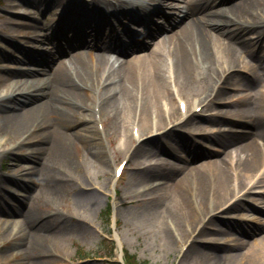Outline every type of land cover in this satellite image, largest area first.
<instances>
[{"label": "bare ground", "instance_id": "bare-ground-1", "mask_svg": "<svg viewBox=\"0 0 264 264\" xmlns=\"http://www.w3.org/2000/svg\"><path fill=\"white\" fill-rule=\"evenodd\" d=\"M53 1H70L90 19L67 29L73 34L67 48L37 51L41 58L30 49L19 48L23 56L0 52V60L42 66L0 64V154L12 153L8 168L17 167L0 175L15 185L6 187L11 199L0 197V233L20 239L25 257L17 264H67L71 219L86 221L102 199L85 169L106 172L101 145L111 130L121 134L117 149L128 158L126 167L146 172L130 179L126 194L143 212L153 205L163 215L164 240L170 250L178 245L179 262L192 254L188 264H264V0H184L182 7L158 0L148 38L119 49L112 48V18H136L146 0ZM16 13L32 20L7 16L9 30L0 39L19 47L25 32L45 43L50 22ZM235 80V88L255 89L235 98L229 91ZM171 84L187 99L185 113ZM99 120L106 122L102 131ZM227 122L237 131L223 128ZM74 185L81 188L67 202ZM165 188V203L153 202ZM189 239L182 252L179 244Z\"/></svg>", "mask_w": 264, "mask_h": 264}, {"label": "rangeland", "instance_id": "rangeland-1", "mask_svg": "<svg viewBox=\"0 0 264 264\" xmlns=\"http://www.w3.org/2000/svg\"><path fill=\"white\" fill-rule=\"evenodd\" d=\"M174 2H177L176 4L178 6L185 5L183 0H174ZM59 4L67 3L63 1L52 2V0H27L25 4H11L9 0H0V33L5 34V31L9 30V27L4 22V19H6L7 16L13 15L15 19L25 22L32 20L31 16H24V14L16 13L17 9L26 11L28 14H31L35 17H41L44 21H48L53 26H57L63 14L62 12H64L65 9H61L60 6H58ZM77 17H80V15ZM113 21L117 22V27L123 28L125 26L124 22L129 23L130 26H133L132 23L129 21L127 22L126 20H123V25L121 26L119 21L115 19ZM136 28L138 30L142 29L139 25H135V29ZM52 32V26L50 29L44 32V37L46 38L45 43L43 44L40 41L43 39V37L40 38L39 41H34L28 38L29 36L27 34L30 33L24 32L22 35L18 36L20 42L17 44V46L19 47H16L12 40H6L5 38H2L0 39V52L7 53L9 55L23 56L24 53L19 50V48H21L33 50V55L35 54V56L40 55L37 51H47L50 52V54L55 53L56 49H51V46L52 44L57 43L56 39L58 35L56 34V36H54ZM142 38H145V36ZM58 42L63 44L65 47L67 46V42L63 39L62 35ZM259 42L264 46V36ZM110 53L112 55L115 54L114 51ZM253 61L255 62L256 60ZM0 64H7L11 67H28L30 69L42 67L32 61L18 62L8 58L0 60ZM233 84L234 85L230 87L229 91H232L231 93L235 96V98L243 95L245 96L249 91L255 89H253V86H249L250 88L246 87L245 89L235 88V85H238L237 80H235ZM175 105H177V103ZM218 106L219 104H216L215 107ZM204 112L208 113L209 110H204ZM104 124L106 125V122ZM227 125H229V123ZM231 125L233 126L232 122H230V126ZM210 127V131L212 132L216 131L218 128L216 126L210 125L208 126V129ZM129 130L131 132V128ZM109 134L110 135L108 137L105 136L103 138L104 142L101 145L104 152V157L106 161H108L106 172L97 174V171L92 169L90 166L85 169L86 172L96 182L97 190L102 195V199L99 205L93 209L91 215L86 221L79 223L76 221L77 218L71 219L70 223L73 224H70L69 227H67L68 231L65 233L67 235L66 249L64 253H66V256H69L68 258L66 257L67 264H122L117 256H105V251L107 250L108 245L105 243L101 244V240L105 233L109 231V229L112 231V236H115L116 243L119 245V249H128L130 252L135 253L140 260H149L150 264H188L189 258L193 257L191 256L192 254L187 258V260L185 258L179 262V257L177 255L178 245L172 250L167 247L164 240V231L166 228L165 220L163 215L161 217L159 212L154 210L153 205H151V208H149L148 211L143 212V209L138 208L136 203H125L133 199L131 194H126V185L130 179H134L135 177H143L142 175H145L146 172H142L140 170L136 171L133 168H129L125 169L124 174L120 179H113L114 167L116 164H118V162L124 159V155L117 151V146L121 140L120 138H122L121 134L112 130L109 132ZM217 148L221 149L220 146ZM153 153L154 152H149L146 156H143L142 159L150 157V155ZM15 159L16 157H14L12 153L0 154V175L1 173L10 175L17 169L16 166L8 168V165H12L15 162ZM170 161L176 165L181 164L176 158L173 157L170 158ZM103 181H105L106 184L102 183ZM9 184L10 185L3 183V180L0 178V197L3 195V197L7 196L11 199L7 189L12 188L15 185H12L11 183ZM75 188L81 187L75 186L73 189L67 187V202L70 199H73L70 192H73ZM144 188V185H140L141 190ZM85 189L88 190L89 188ZM161 192V196L158 199H155L153 202H160L163 205L168 198V188L162 189ZM124 197H126V199ZM109 203L112 204L113 210L111 224H108L104 213ZM150 204L153 203L150 202ZM140 211L142 213H140ZM238 212L242 213L240 211ZM245 212L249 211L246 210ZM259 217L264 219V213L259 214ZM44 218H47L46 214L44 215ZM50 226L53 227V225ZM232 238V235H227L225 239ZM19 241L20 239L12 237L9 238L6 234L2 236V233H0V264H17L25 257V253L19 251L21 246ZM182 243L183 242L179 244L180 247ZM79 248L82 250H79ZM9 253L13 254H10V257H6V254L8 255ZM191 263L192 262L189 264Z\"/></svg>", "mask_w": 264, "mask_h": 264}, {"label": "trees", "instance_id": "trees-1", "mask_svg": "<svg viewBox=\"0 0 264 264\" xmlns=\"http://www.w3.org/2000/svg\"><path fill=\"white\" fill-rule=\"evenodd\" d=\"M133 258V259H132ZM127 260L129 262V264H137L135 261H134V256L127 253ZM142 264H146V262L142 263Z\"/></svg>", "mask_w": 264, "mask_h": 264}]
</instances>
